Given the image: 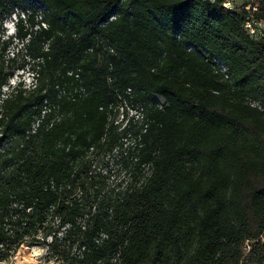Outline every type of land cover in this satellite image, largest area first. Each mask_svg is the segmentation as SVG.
<instances>
[{"label": "trees", "instance_id": "trees-1", "mask_svg": "<svg viewBox=\"0 0 264 264\" xmlns=\"http://www.w3.org/2000/svg\"><path fill=\"white\" fill-rule=\"evenodd\" d=\"M226 1L0 0V263L264 264L242 251L264 234V39L244 29L264 0ZM125 101L112 181L94 159L124 145Z\"/></svg>", "mask_w": 264, "mask_h": 264}, {"label": "rangeland", "instance_id": "rangeland-1", "mask_svg": "<svg viewBox=\"0 0 264 264\" xmlns=\"http://www.w3.org/2000/svg\"><path fill=\"white\" fill-rule=\"evenodd\" d=\"M229 1L230 5L232 8H239L242 3L243 0H227ZM14 24H15V17L11 16L9 19H7L4 24L3 27L6 29L5 34H6V38L13 36L14 35ZM11 51H13V49L11 48ZM100 55L105 57V55H108L104 48H102V51L100 52ZM109 56V55H108ZM21 63V58L19 57L17 61H15V63L13 65L17 66ZM12 65V64H9ZM8 65V66H9ZM19 75L22 76V79L24 80V83H26L27 85L30 83L31 81V76L29 73H27V70H17L14 73L13 78L10 80V84H15L18 79H19ZM132 102H123L121 107H119V109L114 111V127H116L115 130V134L117 136H119L121 138V132L123 131L122 128L125 125L126 121L128 119H133V121L137 122L136 120H138V122L140 121V116L138 113V110L136 108V106L131 104ZM140 123V122H139ZM120 141L122 143H124V145L122 146H117L116 148H114L112 150L111 153H107V154H102L100 153L98 156L95 157L94 159V165H96V169H101L102 173H104V171H108L111 175V180L114 181L116 179H121L123 178V174L125 173L124 171L121 170V162L123 160L124 157H126V155H128L127 153V149L130 148V153L132 152V144L131 143V136L128 135L125 139H120ZM122 152V155L120 156V153ZM147 168L143 171V173L147 172ZM33 249H38L36 252V256L31 257L28 256L26 252H29V250H33ZM20 254V258L18 259V261H15L16 255L18 253ZM26 255H25V254ZM44 253L45 250L42 247H37V246H21L18 248V250L16 251L15 254H13V256L8 259L5 262H1L0 264H45L44 263ZM20 261V262H19ZM26 262V263H25ZM47 264H52L47 263Z\"/></svg>", "mask_w": 264, "mask_h": 264}, {"label": "built area", "instance_id": "built-area-1", "mask_svg": "<svg viewBox=\"0 0 264 264\" xmlns=\"http://www.w3.org/2000/svg\"><path fill=\"white\" fill-rule=\"evenodd\" d=\"M223 6L226 9H232L229 1H226ZM245 10L249 12V16L244 24V29L246 30L247 34L251 38L264 39V20H258L253 18L252 16V13L256 11V7L246 6ZM103 48L107 54H115V51L112 47L104 46ZM214 69H216L220 74H222L224 80H228L230 83L232 82L230 75L227 73V67L220 60L214 59ZM126 92L127 94H129L131 90L127 89ZM256 106L258 108L260 107L258 104H256ZM257 244L264 245V234H261L255 239L244 240V242L242 243V251L244 252V254H247L251 250V248Z\"/></svg>", "mask_w": 264, "mask_h": 264}, {"label": "bare ground", "instance_id": "bare-ground-1", "mask_svg": "<svg viewBox=\"0 0 264 264\" xmlns=\"http://www.w3.org/2000/svg\"><path fill=\"white\" fill-rule=\"evenodd\" d=\"M38 249H33V250H29V252H26L28 256H31V257H34L36 256V252H37ZM20 252L16 255V258H15V261L17 262L18 259L21 257L20 256ZM25 254V253H24ZM26 255V254H25ZM20 262V261H19ZM26 263V262H25Z\"/></svg>", "mask_w": 264, "mask_h": 264}]
</instances>
